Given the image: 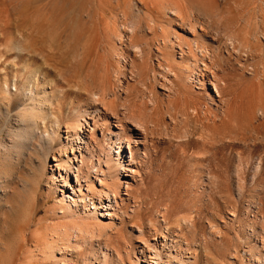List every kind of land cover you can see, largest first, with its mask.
<instances>
[{
	"label": "rangeland",
	"instance_id": "374dc122",
	"mask_svg": "<svg viewBox=\"0 0 264 264\" xmlns=\"http://www.w3.org/2000/svg\"><path fill=\"white\" fill-rule=\"evenodd\" d=\"M175 1L186 8L184 24L164 7L150 11L134 0L136 9L149 13L154 24L151 32L146 26L142 30L153 39L152 65L159 82L152 87V76L147 81L150 87L137 82L125 55L122 86L113 71L110 96L140 103L153 88L160 101L168 100L157 61L155 39L161 36L160 27L168 28L174 42L181 35L183 41L199 37L213 49L221 47L225 60L211 64L208 71L201 65L180 75L175 89L185 95L192 91L199 96L198 104L177 101L172 113L164 114L162 127L146 134L145 155L143 145L135 149L131 143L136 173L132 179L127 173V179L109 149L108 134L119 131L116 120L101 106L103 117H97L100 110L93 111L92 101L78 97L67 85L68 80L76 81V74L90 69L83 64L82 71L72 59L73 33L80 11L91 14L80 24L81 39L99 33V0H37L32 5L27 0H0V264H264V110L260 109L264 106V7H257L260 0ZM55 30L63 32V40L59 46L54 43L55 49L47 48L46 59L20 51L28 35L34 40L52 36L56 40ZM230 35L251 42L245 41L243 52L230 57L226 43ZM179 52L176 48V59L181 61ZM189 76L200 81L188 82ZM210 81L219 85L220 97L207 85ZM79 106L98 122L96 129L92 120L84 125L87 151L83 144L78 147L80 139L70 128L80 117ZM120 119L124 121L121 137L136 139L122 112ZM63 145L68 149L61 153ZM123 154L128 167L127 144ZM61 158L74 164L68 177L55 166ZM97 161L105 170V162L110 163L107 183L112 178L122 186L117 203L109 207L104 202L95 214L104 221L103 228L94 214L85 221L91 227L82 229L91 233H86L84 242L74 233L80 224L74 218L77 214L62 202L74 197L76 174L81 179L89 174L100 188L98 179L105 178L91 168ZM82 184L86 190V183ZM64 228L71 233L70 240L63 235Z\"/></svg>",
	"mask_w": 264,
	"mask_h": 264
},
{
	"label": "bare ground",
	"instance_id": "6f19581e",
	"mask_svg": "<svg viewBox=\"0 0 264 264\" xmlns=\"http://www.w3.org/2000/svg\"><path fill=\"white\" fill-rule=\"evenodd\" d=\"M34 2H37V0H27L28 5H32ZM138 2L141 3L142 5L148 6V8L150 9L147 10L150 11L156 8L157 6L164 7L167 14H173L176 16L177 21L180 20L182 24L185 23L186 18L184 11L186 10V8L180 5L175 0H137V3ZM99 4H100L99 6L100 11L98 10L99 13H97L98 16L96 17V19L99 20V22L101 23L100 26L101 32L100 30L99 31L96 30V32H99L98 34L95 32V34L97 35L90 36L88 39H83V38L81 39L82 34L80 33V29H81L80 24L84 20L87 21V19L91 17V14L90 12L84 13V11H80V13L77 15L78 16L77 21L75 20L76 24L74 26V33H73L74 51L71 50V52L73 51L74 55L72 59L74 58L75 60L74 62L80 63L82 65L81 68L82 71L84 69L83 67H85L83 64H87V65L89 64L91 70L89 69V71L84 75H82V72L81 74L78 72L79 74H76V76H74L76 81L68 80L67 85L69 86L70 89L74 90L73 93H75L78 97L84 98L86 96L88 99H90L93 103L92 106L93 111H99L100 110L99 106H101L104 111L110 112L112 117L116 120V127L119 131L115 134L112 133L108 134V136L111 135V139L109 140H111L112 142L109 145V149L116 157L115 166L117 167L119 172L121 171L122 173H124L123 175L127 179L129 177L127 173H131L132 176L130 177V179H132L134 177V174L136 173V170H134L136 166L135 165L136 162L134 159L135 155L131 147V143H133L135 149H138V146L143 145V150L145 155V151L147 149L146 140H145V137H147L146 134L148 135L149 130H152V134H153L155 130H158L159 127H162V125L164 124L163 123L164 122L163 118L165 116L164 114L166 112H171L172 111L171 109H175V104L177 103V101H181V103H184L185 106H187V103L189 102L195 103V105L198 104L199 96L198 95L193 96L192 91L188 90L190 92V95H185L183 93L181 94V92L178 89H175L177 88V86H179V82L177 80L180 78V75L186 74L193 67L200 68L201 65L203 66L201 67L203 68L202 70L208 71L211 68L210 67L211 64L215 65L217 62L223 61L225 59L222 55L221 47L219 46L216 49H213L210 44L203 43V41L200 42L199 37H195L191 41H187V40L183 41V39L180 37L181 35H176V42H174L169 37L168 28L160 27L161 36L158 37L159 35H157L158 38L155 39V42L157 44L156 46V50L158 52L157 54H160V56L157 55L160 57L159 60L157 61H158V69L160 72V77L162 79V81L160 82L161 86L165 88V91L169 92V94L167 95L168 100L164 99L160 101L157 93L154 91L153 88L152 91L148 88L151 91V94L147 96L146 100L144 99L140 103L137 102V99H135V101H133L132 103H130L129 101L127 103V101H120L116 97L113 98L110 96V91L113 84L112 75L115 72L116 80L120 84V86H122L123 81L121 80V76L126 75L125 74L126 67L125 64H122L121 58H125V55H127V57L129 58L131 73H133L134 77L135 75L138 77L137 82L143 85L146 83L145 85H148V87H150L149 83L147 84V81H149L150 76H152V80L150 79L152 83L154 81L155 83L159 82V80H157L158 76L156 77L158 73L155 74L156 72L155 73L153 72L155 70L154 68L155 66L153 67L152 65L151 44L153 39L149 40L143 34V30H144L143 28H145L144 26L149 28L151 32L152 27H154V24L152 25L153 21L149 13L147 12L143 13L139 11V8L136 9V7H138V4H136L134 0H99ZM169 5H172L173 8L169 9ZM259 5L262 9L264 7V0H260L257 7ZM48 20H46V22H48ZM57 26H59V24ZM83 26L85 28L86 24L85 25L83 24ZM199 26L201 27L203 33H208L207 28L204 27L205 25L203 26L200 24ZM191 28L193 29V32H195L196 27H194L192 23H191ZM157 30L153 32H155V34H159L157 33ZM55 31L56 32L53 34L57 35L56 40L54 36H52L53 38H51V40L50 39L43 40L41 37H39L40 40H34L31 37L32 34L28 35L27 38L25 39V44L19 47L20 51L22 50L21 52L26 53L28 57L41 55L44 57V59H46L45 53L47 52V48L51 50L54 46L61 45V40H63V35H61L63 34V32L59 30H55ZM57 31H59L58 34ZM189 33H191L190 30ZM244 35L245 37L247 36L246 34ZM50 36L51 35H49V37ZM227 38H228L226 42L227 53L230 57L235 52L239 50L241 51L244 48L243 46H245L244 44L245 43L248 44V42L245 41L249 39L248 38L245 41H240L239 40L240 38L238 36L236 37L231 35L230 37ZM250 42L251 40L249 41V44ZM54 43L57 45H55ZM176 48L177 50H180L179 59H181V61H178L176 59V53H175ZM248 49L250 50V48ZM245 50L247 51V49H244V51ZM27 60L30 61L29 59ZM170 76H173L175 80L174 79L171 80L169 78ZM188 80L190 82L193 81L195 82V80L200 81L199 79L194 78V76H189L187 78V81ZM153 85L155 86L156 84L153 83L152 87ZM207 85L212 87L213 92H215V96L217 97L221 96L222 94L221 90L216 82L210 81L209 84ZM126 91L127 93H129L131 92V89L127 87ZM173 91L175 92V96L170 95V93ZM131 95L133 96V94ZM176 106H178V104ZM80 107L81 106L77 107V111L79 112L80 117L77 118L75 122H73L70 128L73 129V132H75L76 136L80 139V143H76L78 147H80V145L83 144L84 148L87 151L89 142L86 141L87 138L84 131V125L89 124V121L92 120L94 123V128L96 129L98 128L97 125L98 122L96 117L92 116L93 114H91L90 111L85 110L84 112H82ZM260 109L264 110V106L262 105ZM186 110L187 108L184 107V111ZM99 112L100 113L97 115V117L102 118L103 113L101 114V110ZM121 112L123 115V119L127 121V124H129V126L132 128L131 131L135 132L134 134L136 135V139H134L133 137L132 139L129 140L121 137L122 134L121 132H123L122 127L124 123V121L122 122V119H120ZM171 115L173 114H170V116ZM175 121H177V119ZM71 139L73 142H77L76 138H71ZM89 139H93V137L90 136ZM93 141L95 142V139ZM126 144L128 146V151L130 154L128 167L124 165L125 163L124 158L126 157H124V154L122 155V152L124 153V146H126ZM67 149H68L67 146L63 145L61 147V153H63V151H67ZM71 152L74 155V159L76 160L77 156L76 153L74 152L73 146L71 147ZM48 156L49 155H46L45 157L46 160L48 159ZM121 159L123 161H120ZM97 162L98 164L95 165L93 163L91 168H92V172H94L96 175H100L105 178V179L103 178L98 179V181L100 182V188L96 187L94 181H92L89 178V174L87 178L83 177L82 179L79 178V175L76 174L77 185L75 186L71 185L74 197L70 198V196H68L70 199L69 203L62 202V205H64L69 212L71 213L73 212L74 214H77V217L74 218L75 220L77 219L78 221H80V224L75 225L76 227L74 228V233L77 239L83 240L84 242L86 240V235H87L86 233H88V235L89 233H91L87 230L85 231L84 229H82L83 225L90 226V224H88V222L85 221H90V214H94V217L98 220V223L101 225L100 227L103 228L102 223L104 221L102 220L101 217H96L95 214L98 210L104 208V202L108 201L109 207H112L113 201L115 202V204L117 203V198L120 193V188L122 186V182L117 180L115 181L112 178H111V182L107 183L106 178H108V176L111 175L110 163H108L107 161L105 162L107 167V170H105L102 167V163L100 161ZM60 163L61 164L63 163L65 165H60ZM60 163L58 165H55L56 168L57 169L60 168L62 171H66V176L68 177L74 165L72 163V159H70L69 161H65L64 159L61 158ZM81 168L82 167L80 166L79 171L81 170ZM63 178L64 177H62V179ZM84 182L86 183V190L84 189L83 187L84 185L82 184ZM83 208H87V209H84L83 212L80 213V210H82ZM61 211L62 213H64L63 212L64 210ZM101 216L104 218L106 217L112 218V216L109 214L107 215L102 214ZM63 230H64L63 235L66 237L67 240H70L71 233L66 228H64Z\"/></svg>",
	"mask_w": 264,
	"mask_h": 264
}]
</instances>
